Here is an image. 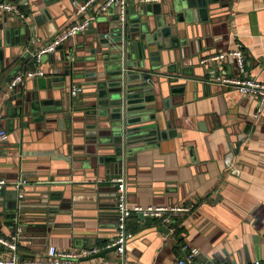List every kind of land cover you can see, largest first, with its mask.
I'll return each instance as SVG.
<instances>
[{
	"label": "crops",
	"instance_id": "0c3cea01",
	"mask_svg": "<svg viewBox=\"0 0 264 264\" xmlns=\"http://www.w3.org/2000/svg\"><path fill=\"white\" fill-rule=\"evenodd\" d=\"M7 1L17 4L31 23L36 16L39 21L47 19L46 10L49 11L56 28L53 35L27 45L19 57H6L7 67L0 73V128L7 134L0 142V178L9 183L26 181L21 199L19 256L44 259L50 246L59 251L90 247L103 250L116 234V188L113 182H105L104 167L98 160L111 151L85 134L84 126L93 121L81 118L69 128L60 127L49 112L35 104L32 109L27 104V112L19 115L14 106L4 104L7 95L1 92L8 89L5 80L14 68L42 69L44 77H48L67 50L77 60L74 70L87 71L83 60L88 51L81 46L89 28L55 51L41 55L38 64L29 55L20 59L26 50L38 49L76 21V8L83 0ZM211 6L214 8L208 11L206 20L197 22L200 51L196 58L200 62L206 56L239 46L244 72L239 71L234 58L227 57L190 66L192 77L205 80L164 84L163 96L171 101V129L109 177L125 173L128 204L193 205L188 214L173 218L172 233L159 219H141L137 215L127 218L126 227L133 237L126 243L125 259L136 264H170L182 254V243L196 247L202 262L264 261V107L254 117L259 104L257 94L240 93L231 85L210 82L216 76H248L258 81L264 78V0H219ZM107 10L98 16L105 15L110 20ZM17 21L14 16L0 14V23L5 27ZM100 23L101 27L106 25ZM34 80L22 83L23 94L32 91ZM84 83L86 78L75 79L55 90V98L63 101V111L67 110L70 87ZM88 88L83 87L77 96L69 95L71 112L82 114L89 109L73 107L87 102ZM156 103L162 108L160 96ZM162 114L159 113L160 129H165L167 121ZM5 187V193L0 195L2 236L15 230L6 206L14 187ZM89 257H81L80 261L93 263L102 258ZM115 258V252H108L102 259Z\"/></svg>",
	"mask_w": 264,
	"mask_h": 264
},
{
	"label": "water",
	"instance_id": "95a60500",
	"mask_svg": "<svg viewBox=\"0 0 264 264\" xmlns=\"http://www.w3.org/2000/svg\"><path fill=\"white\" fill-rule=\"evenodd\" d=\"M217 1L219 2V0L131 2L126 7L122 19L117 9L111 7L107 10V13L111 14V19L108 20L105 15L97 16L91 21L86 32L88 37L81 46L88 51V57L83 60L86 63V72L74 70L77 67V60L69 56L67 50L60 58L58 66L49 71L48 77L44 75L35 78L32 91L23 94L22 84L12 89H2V94L7 95L4 104L14 106L13 110L19 115L23 111L27 112V104L31 109L34 104L39 105V109L49 112L60 127L69 128L72 122L76 124L81 118L83 121H93L92 124L84 126L85 134L90 135L97 145L111 151L108 156L99 157L98 160L104 167L105 182H112L109 179L111 175L117 173L127 161H134L137 152L158 142L165 133L167 134V129H171L168 123L171 101L165 100L163 96L164 84L171 85L178 80H205L192 77L193 72L189 70L190 66L197 67L201 62L198 56L196 58L200 51L197 48L199 43L197 22L206 20L208 11L214 8L211 5ZM46 14L47 19L39 21L36 16L34 23L26 21L27 16L15 17L18 21L14 26L5 27L0 23V73L7 67L6 57L9 59L19 57L20 52L30 43L55 33L56 28L51 20V14L49 15L47 10ZM100 22H105L106 25L101 27ZM73 38L75 36L68 40ZM26 56L27 50L20 59L25 60ZM195 58L197 60L194 61ZM18 68H14L13 73ZM80 78H86V83L81 86L82 89L89 87V99L73 107L84 106L89 109L82 114L71 112V106L67 102L69 91V95H66L67 110L63 111V101L55 98V90ZM177 90L179 87L173 88L171 93ZM158 96L162 99V108L157 106ZM160 112L167 121L165 129H160ZM232 155V152L229 153L227 158ZM113 185L116 188L115 183ZM11 190L13 191L7 200L9 204L6 206L10 221L15 222L17 191L14 188ZM5 191L6 187L1 188L0 195ZM22 209L20 201V221ZM137 216L143 219L141 215ZM114 250L115 246L105 248L89 258H103Z\"/></svg>",
	"mask_w": 264,
	"mask_h": 264
},
{
	"label": "built area",
	"instance_id": "2783aa9c",
	"mask_svg": "<svg viewBox=\"0 0 264 264\" xmlns=\"http://www.w3.org/2000/svg\"><path fill=\"white\" fill-rule=\"evenodd\" d=\"M134 0H83L76 8L75 15L77 20L69 24L63 31L54 35L49 42L42 45L34 51H28V55L32 58L35 64L40 62V57L43 54L55 51L68 39L76 36L77 34L85 31L92 20H94L101 12L114 7L122 19L126 7L129 2ZM139 3H155L160 0H135ZM91 10L90 13L88 11ZM0 14H7L10 16L24 18L26 13L21 8L10 1L0 0ZM232 57L237 63L239 71L244 72V56L242 49L238 46L236 49L211 54L201 60L215 61ZM45 72L42 69H30L24 71H17L13 73L7 80L6 86L12 89L25 80L44 76ZM212 83L219 85H231L240 93L257 94L259 97V104L254 112V117H257L264 107V78L258 81L252 77H224L216 76ZM72 96H77L82 91V86L74 84L69 89ZM7 137L6 131L0 128V142ZM111 181L116 186V234L115 237L106 244L104 248L115 246L114 252L116 258L112 260L99 259L93 263H86L80 261L81 257L91 256L96 254L101 249L97 247L69 249L64 251L57 250L54 246H50L47 250V257L44 259H21L18 253V241L21 235L22 227L20 226V201L23 198V186L26 184L24 179L16 180L9 183L7 180L0 178V189L10 184L17 191V213L15 220V230L8 236L0 235V264H136L125 259V247L128 240L133 237L131 231L126 227V220L132 215H141L143 218L159 219L163 226L167 228L168 232H174L175 225L173 218L182 214H188L193 205L192 204H176L169 206H141L131 205L127 202L126 192V176L124 172H120L117 176L111 178ZM103 249V248H102ZM182 254L170 264H227L216 262H202L198 260L199 250L187 243L181 244ZM243 264H264V261L256 259L249 263Z\"/></svg>",
	"mask_w": 264,
	"mask_h": 264
}]
</instances>
